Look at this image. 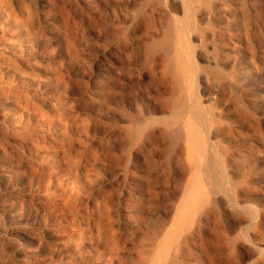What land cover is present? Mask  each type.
Here are the masks:
<instances>
[{
  "label": "bare ground",
  "instance_id": "obj_1",
  "mask_svg": "<svg viewBox=\"0 0 264 264\" xmlns=\"http://www.w3.org/2000/svg\"><path fill=\"white\" fill-rule=\"evenodd\" d=\"M0 264H264V0H0Z\"/></svg>",
  "mask_w": 264,
  "mask_h": 264
},
{
  "label": "rangeland",
  "instance_id": "obj_2",
  "mask_svg": "<svg viewBox=\"0 0 264 264\" xmlns=\"http://www.w3.org/2000/svg\"><path fill=\"white\" fill-rule=\"evenodd\" d=\"M102 58H100V60H101Z\"/></svg>",
  "mask_w": 264,
  "mask_h": 264
}]
</instances>
